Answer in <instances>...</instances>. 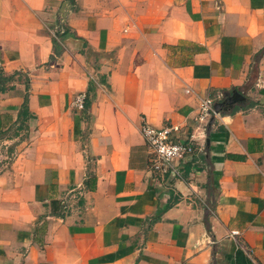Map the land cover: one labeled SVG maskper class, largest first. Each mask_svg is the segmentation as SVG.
Here are the masks:
<instances>
[{"label": "crops", "instance_id": "obj_1", "mask_svg": "<svg viewBox=\"0 0 264 264\" xmlns=\"http://www.w3.org/2000/svg\"><path fill=\"white\" fill-rule=\"evenodd\" d=\"M0 70V264H264V0H0ZM234 90L149 170L141 119L198 137Z\"/></svg>", "mask_w": 264, "mask_h": 264}, {"label": "built area", "instance_id": "obj_2", "mask_svg": "<svg viewBox=\"0 0 264 264\" xmlns=\"http://www.w3.org/2000/svg\"><path fill=\"white\" fill-rule=\"evenodd\" d=\"M64 13L61 17V25L51 32L53 38H56V34H61L67 12ZM222 98L223 95L218 94L216 98L206 97L200 100L194 118L195 129L200 133L198 137H195L193 133L181 137L182 130L178 125H169L157 129L146 120L141 119L139 130L147 148L149 170L165 180L182 178L184 167L192 162L197 153L198 138L203 139L210 119L217 118L221 113L216 104L219 103L217 100ZM86 100V93L78 94L72 101V107L78 111H83ZM238 235L239 233L236 231L230 234L231 237Z\"/></svg>", "mask_w": 264, "mask_h": 264}, {"label": "trees", "instance_id": "obj_3", "mask_svg": "<svg viewBox=\"0 0 264 264\" xmlns=\"http://www.w3.org/2000/svg\"><path fill=\"white\" fill-rule=\"evenodd\" d=\"M72 37V35L68 32V30L66 29L65 26H63L61 28V34H56V38L52 37L53 40V45L55 48V54H60L62 48H61V43L69 38ZM16 75H10V76H6L1 70H0V92L3 93L6 91V85L7 83H9L10 81L13 80V77ZM94 90V86L92 84H90L89 88H88V92H92ZM91 102H90V98H88L87 96V100L85 101V106H84V111H86L89 106H90ZM31 118V116L28 113V108H27V95H25L24 98V103L19 111L18 114V122L20 123V127L24 126L29 119ZM2 135L5 136V134H1L0 138H2Z\"/></svg>", "mask_w": 264, "mask_h": 264}, {"label": "water", "instance_id": "obj_4", "mask_svg": "<svg viewBox=\"0 0 264 264\" xmlns=\"http://www.w3.org/2000/svg\"><path fill=\"white\" fill-rule=\"evenodd\" d=\"M244 105H245V97L239 92L234 90L230 93H226L224 95V100L217 103L216 107L221 112H229L234 108V106H244ZM212 121L213 118L210 119L208 126H211Z\"/></svg>", "mask_w": 264, "mask_h": 264}]
</instances>
